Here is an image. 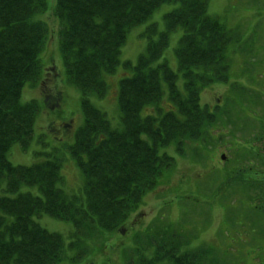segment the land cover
Here are the masks:
<instances>
[{
  "label": "trees",
  "instance_id": "obj_1",
  "mask_svg": "<svg viewBox=\"0 0 264 264\" xmlns=\"http://www.w3.org/2000/svg\"><path fill=\"white\" fill-rule=\"evenodd\" d=\"M49 0H0V264H55L63 240L41 226L35 216L49 215L78 225L104 229L121 226L173 159L161 147L182 139L197 140L214 122L200 106L201 89L219 77L228 79L225 50L228 32L209 15L208 0H57L54 17L61 23L60 50L68 82L83 95L84 124L69 153L84 175V198L61 185L62 161L14 165L15 145L26 150L33 138L37 103L23 102V89L41 77V54L48 26L40 19ZM178 8L165 14V28L153 24L144 36L145 52L133 75L121 81L122 128L94 107L90 94L104 95L121 63L131 28L143 24L164 4ZM183 30L175 49L187 95L177 73L163 59L170 34ZM62 95V93H61ZM163 101L172 109L164 111ZM49 104V103H47ZM156 113L147 112L148 106ZM161 115V116H160ZM152 186V187H151ZM28 188V191H23ZM189 249L183 241L160 239L154 254L137 264H205L206 250ZM210 263L213 264L212 260Z\"/></svg>",
  "mask_w": 264,
  "mask_h": 264
},
{
  "label": "rangeland",
  "instance_id": "obj_2",
  "mask_svg": "<svg viewBox=\"0 0 264 264\" xmlns=\"http://www.w3.org/2000/svg\"><path fill=\"white\" fill-rule=\"evenodd\" d=\"M56 2L49 0L47 12L40 18L50 32L41 56L43 72L34 85L28 83L23 90V101L37 103L40 107L34 137L26 151L13 147L9 158L14 164L23 165L62 159L64 188L69 193H75L82 188L83 178L69 158L67 147L73 143L84 115L81 91L65 77L59 44L62 25L53 15ZM209 2L210 12L235 36L227 48L232 66L230 82H235L238 87L264 92V0ZM177 7L178 4H164L147 22L133 27L123 47L121 61H131L135 65L146 47L143 33L153 24L159 31L164 30V15ZM180 33L181 29L171 35L170 45L163 57L175 71L178 64L174 50ZM131 74L132 71H128L125 65L119 67L115 75L107 76L110 87L105 94H90L88 98L116 128L121 127L119 81ZM178 78L182 79L181 76ZM232 94L242 100L238 116L235 112L237 105L228 104L225 110L229 111L232 106L230 115H224L222 123L218 119V123L206 124L205 134L199 139L172 142L173 147L183 144L181 157L174 154V150L169 152L167 147H162L161 151L175 157L176 166L166 170L163 178L146 192L148 194L138 206L140 209L131 216L128 225L116 233L90 234L96 238L89 236L88 243L71 246L61 264H128L129 256H138L143 248L141 239L150 238L149 230L158 223L161 224L158 229L170 226L173 234L178 235L176 240L186 245L193 244L195 248H200L198 251L207 250L201 253L207 257L205 264H211L210 259H214V264H264V208L260 207L264 205V200H255L264 189V183H256L264 181V149L258 152L261 156L257 160L254 155L243 154L245 145L258 146L254 142L256 126L250 130L247 124L253 122L256 125L252 119L259 118V114L264 115V107L260 103L264 99L260 101L256 96L244 99V95L235 94L229 85L219 84L205 89L201 99L204 106L213 108L217 104L224 106L225 96ZM249 102L258 104L259 108ZM171 106L169 101H163L160 107L165 111L172 109ZM147 112L156 113L154 105L148 106ZM248 153H253V150L248 149ZM222 154H225L226 161L220 159ZM253 165V169L261 173L246 170L239 173L235 168L249 169ZM232 172L237 173L234 175ZM241 179L249 186L236 183ZM249 187L255 188L247 190ZM3 194L0 190V195ZM42 223L50 231L63 233L68 242L75 243L81 239L75 235L69 222L47 219Z\"/></svg>",
  "mask_w": 264,
  "mask_h": 264
}]
</instances>
